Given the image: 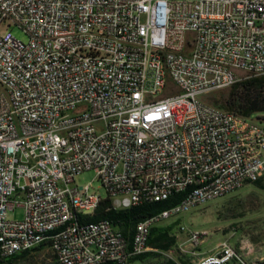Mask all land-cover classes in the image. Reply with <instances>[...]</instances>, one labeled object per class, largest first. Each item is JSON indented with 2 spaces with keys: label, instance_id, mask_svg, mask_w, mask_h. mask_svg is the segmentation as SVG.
<instances>
[{
  "label": "built area",
  "instance_id": "1",
  "mask_svg": "<svg viewBox=\"0 0 264 264\" xmlns=\"http://www.w3.org/2000/svg\"><path fill=\"white\" fill-rule=\"evenodd\" d=\"M242 73L264 76V0H0L1 255L58 231L57 264H129L153 227L259 181L264 123L202 99ZM87 171L99 189L77 184ZM181 193L131 249L111 221H86L107 198L125 210ZM232 262L249 264L228 241L193 260Z\"/></svg>",
  "mask_w": 264,
  "mask_h": 264
},
{
  "label": "rangeland",
  "instance_id": "2",
  "mask_svg": "<svg viewBox=\"0 0 264 264\" xmlns=\"http://www.w3.org/2000/svg\"><path fill=\"white\" fill-rule=\"evenodd\" d=\"M11 33L24 42L28 41L27 35L16 27L11 29ZM242 76L250 78L246 73H242ZM230 88L205 94L202 99L220 107L226 104ZM175 91L177 93L178 89ZM253 119L264 123V113L254 115ZM96 178L97 174L94 171H87L79 175L76 182L79 186L92 183L95 189H99L101 183ZM101 193L105 196L102 189ZM24 215L25 210L21 207L9 212L11 220H21ZM167 225H174L173 233L177 237V247L166 253L168 258L179 260V254L188 255L193 264V260L216 253L219 246L228 241L242 252L249 264L264 259V191L254 184H248L237 192L184 212L160 226ZM182 226L193 231H206L208 235L204 236L201 243L195 244L187 231L180 230ZM53 262L54 257L49 248L35 253L22 264H53ZM133 264L146 263L137 261ZM148 264L152 263L148 262Z\"/></svg>",
  "mask_w": 264,
  "mask_h": 264
},
{
  "label": "trees",
  "instance_id": "3",
  "mask_svg": "<svg viewBox=\"0 0 264 264\" xmlns=\"http://www.w3.org/2000/svg\"><path fill=\"white\" fill-rule=\"evenodd\" d=\"M230 94L225 105L220 107L235 112L247 118H253L256 114L264 113V76L247 78L230 88ZM257 188L264 191V177L253 183ZM185 197V193L175 194L169 199L161 202H146L132 206L125 210H114L111 208V200L105 199L94 216L88 217L86 221L98 222L107 219L119 229L128 241L131 249L136 226L138 223L171 209L178 205ZM174 225L155 226L152 228L148 246L153 250L139 256H134L130 262L141 261L152 264H191L188 255L179 254L178 259L166 257V253L177 247V237L173 233ZM50 248V243H44L37 248L22 252L11 258H5L0 251V264H22L30 259L35 253ZM53 264H57L54 260ZM101 264H114L107 261ZM230 264H238L232 262ZM255 264H264V259Z\"/></svg>",
  "mask_w": 264,
  "mask_h": 264
},
{
  "label": "bare ground",
  "instance_id": "4",
  "mask_svg": "<svg viewBox=\"0 0 264 264\" xmlns=\"http://www.w3.org/2000/svg\"><path fill=\"white\" fill-rule=\"evenodd\" d=\"M103 220L98 222H90V227H102ZM58 238V231L41 232L39 242H50V239Z\"/></svg>",
  "mask_w": 264,
  "mask_h": 264
},
{
  "label": "crops",
  "instance_id": "5",
  "mask_svg": "<svg viewBox=\"0 0 264 264\" xmlns=\"http://www.w3.org/2000/svg\"><path fill=\"white\" fill-rule=\"evenodd\" d=\"M172 259H174V260H177L176 258H172ZM135 262H137V261H135ZM141 262V261H140ZM134 262H130L129 264H133ZM142 263H144V262H142ZM146 264H148V263H146Z\"/></svg>",
  "mask_w": 264,
  "mask_h": 264
}]
</instances>
